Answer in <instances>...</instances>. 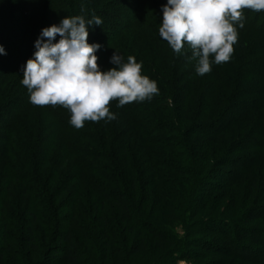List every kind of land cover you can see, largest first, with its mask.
I'll return each mask as SVG.
<instances>
[{
  "label": "trees",
  "instance_id": "1",
  "mask_svg": "<svg viewBox=\"0 0 264 264\" xmlns=\"http://www.w3.org/2000/svg\"><path fill=\"white\" fill-rule=\"evenodd\" d=\"M17 2L0 0V264H264V10L241 9L230 59L197 75L159 37L166 0ZM75 12L101 19L102 71L134 56L158 94L80 128L31 103L34 41Z\"/></svg>",
  "mask_w": 264,
  "mask_h": 264
},
{
  "label": "clouds",
  "instance_id": "2",
  "mask_svg": "<svg viewBox=\"0 0 264 264\" xmlns=\"http://www.w3.org/2000/svg\"><path fill=\"white\" fill-rule=\"evenodd\" d=\"M243 8L264 10V0H166L161 5L158 34L175 53L187 44L195 73L204 75L212 64L230 59L236 27H243ZM100 24L99 17L86 21L76 15L42 28L32 57L22 66L20 83L27 88L29 101L67 108L69 123L76 128L86 120H114L107 106L110 100L115 99L120 107L150 100L159 91L155 80L141 74V63L134 56L125 61L115 50L109 57L114 67L100 69L95 52L101 45L87 41L89 28ZM57 35L59 39L53 42ZM0 54H6L2 45Z\"/></svg>",
  "mask_w": 264,
  "mask_h": 264
},
{
  "label": "rangeland",
  "instance_id": "3",
  "mask_svg": "<svg viewBox=\"0 0 264 264\" xmlns=\"http://www.w3.org/2000/svg\"><path fill=\"white\" fill-rule=\"evenodd\" d=\"M17 1H18V2H17V6H18V8H22L24 5H23L22 3H19L20 0H17ZM0 7H1V5H0ZM72 9H73V8H72ZM74 10H75V9H73V11H74ZM50 12H51V11H50ZM53 12H54V10H52L51 13H53ZM75 15H77L76 12H75ZM17 18H20V19H21V20L18 19V21H17L18 24H19V22H21L22 20H24L23 18H21L20 14H19V17H18V15H17ZM56 20H58V19L56 18V19L52 20L50 23H51V24H52V23H53V24H54V23H55V24H58ZM9 112H11V111H8V113H9ZM6 115H7V114H4V117H5ZM215 180H219V181H220V180H224V179L222 178V176H220V175H219V176L216 175ZM201 263H202V261H198V260L196 261V260H194V259L191 260V261H190V260H189V261H188V260H187V261H186V260H179V261H178V264H201ZM202 264H203V263H202ZM204 264H205V263H204Z\"/></svg>",
  "mask_w": 264,
  "mask_h": 264
}]
</instances>
